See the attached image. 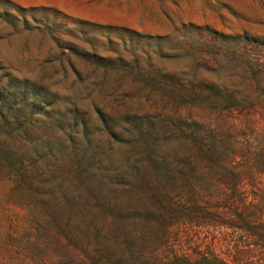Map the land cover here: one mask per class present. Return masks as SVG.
<instances>
[{
  "label": "rangeland",
  "instance_id": "obj_1",
  "mask_svg": "<svg viewBox=\"0 0 264 264\" xmlns=\"http://www.w3.org/2000/svg\"><path fill=\"white\" fill-rule=\"evenodd\" d=\"M224 92L257 108L219 113ZM206 125L264 148V0H0V264H105L94 197L148 193L159 142ZM191 236L175 248L209 243Z\"/></svg>",
  "mask_w": 264,
  "mask_h": 264
},
{
  "label": "trees",
  "instance_id": "obj_2",
  "mask_svg": "<svg viewBox=\"0 0 264 264\" xmlns=\"http://www.w3.org/2000/svg\"><path fill=\"white\" fill-rule=\"evenodd\" d=\"M183 91L195 97L202 92L199 85H184ZM232 93L222 97L219 113L257 108ZM179 132L178 139L164 138L153 151L157 166L153 175L145 173L144 177V182L153 179L147 183L148 193L133 200L125 193H98L94 197V255L99 262L239 264L249 253L264 254V205L256 201V193L245 189L254 180V172L264 175V148L252 152L238 147L229 130L207 125L193 132L179 128ZM238 158L247 160L246 164L242 166ZM146 159L152 161L149 152ZM130 201L129 205L136 204L140 210L132 218L118 221ZM42 204L51 229L63 223V212L50 211L46 203ZM97 220L106 227L101 228ZM196 233H204L209 241L204 250L195 246L185 249L183 244L175 248V241L181 243L184 237L188 241ZM234 238L237 244L231 246ZM213 248H225L221 251L224 256ZM30 259L34 264H45L42 258Z\"/></svg>",
  "mask_w": 264,
  "mask_h": 264
}]
</instances>
